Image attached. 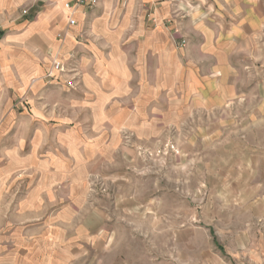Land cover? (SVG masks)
<instances>
[{
    "label": "rangeland",
    "instance_id": "rangeland-1",
    "mask_svg": "<svg viewBox=\"0 0 264 264\" xmlns=\"http://www.w3.org/2000/svg\"><path fill=\"white\" fill-rule=\"evenodd\" d=\"M68 2L0 0V264H264V34L205 109L156 8Z\"/></svg>",
    "mask_w": 264,
    "mask_h": 264
},
{
    "label": "crops",
    "instance_id": "crops-1",
    "mask_svg": "<svg viewBox=\"0 0 264 264\" xmlns=\"http://www.w3.org/2000/svg\"><path fill=\"white\" fill-rule=\"evenodd\" d=\"M140 1L156 8L149 45L156 70L171 72L172 85L191 95L193 107L240 96L239 72L264 34V0ZM175 28L186 40L179 49L170 38Z\"/></svg>",
    "mask_w": 264,
    "mask_h": 264
},
{
    "label": "built area",
    "instance_id": "built-area-1",
    "mask_svg": "<svg viewBox=\"0 0 264 264\" xmlns=\"http://www.w3.org/2000/svg\"><path fill=\"white\" fill-rule=\"evenodd\" d=\"M99 0H76V3L71 6L70 2H68L66 4V7H68L70 10H73L74 8L76 9L77 6H85V7H93L98 3ZM70 24H76V19L73 17L69 20ZM66 68H65V64L62 63L61 60H59L58 62H56L53 66V69L51 71L48 72V74L46 75V77H50V78H56L55 74H59L61 72H65Z\"/></svg>",
    "mask_w": 264,
    "mask_h": 264
}]
</instances>
